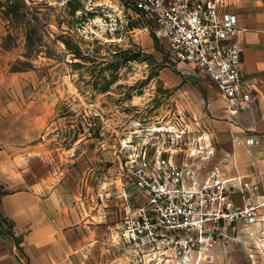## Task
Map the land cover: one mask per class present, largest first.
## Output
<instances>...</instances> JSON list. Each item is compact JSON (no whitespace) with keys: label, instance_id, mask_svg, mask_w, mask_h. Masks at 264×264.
<instances>
[{"label":"rangeland","instance_id":"374dc122","mask_svg":"<svg viewBox=\"0 0 264 264\" xmlns=\"http://www.w3.org/2000/svg\"><path fill=\"white\" fill-rule=\"evenodd\" d=\"M0 17L9 70L34 73L23 93L40 115L41 166L69 203L85 202L91 225L108 227L92 229L82 264H166L112 241L120 215L99 214L119 199L122 166L142 147L169 145L178 115L195 127L235 116L206 77L169 59L130 0H0ZM263 238H249L255 252Z\"/></svg>","mask_w":264,"mask_h":264},{"label":"built area","instance_id":"2783aa9c","mask_svg":"<svg viewBox=\"0 0 264 264\" xmlns=\"http://www.w3.org/2000/svg\"><path fill=\"white\" fill-rule=\"evenodd\" d=\"M130 2L166 40L172 62L191 66L216 87L228 116L255 99L253 85L241 73L238 16L226 8V0ZM178 116L166 128L172 133L169 145L150 151L142 147L122 166L121 223L112 241L166 264H229L227 250L222 247L218 255L215 250L240 234L252 239L264 234V214L257 213L264 202L252 203L246 195L252 185L225 173L221 165L227 157L210 164L216 150L207 125L198 121L195 127ZM238 141L248 148L257 144L254 137ZM236 194L242 197L240 205Z\"/></svg>","mask_w":264,"mask_h":264},{"label":"crops","instance_id":"0c3cea01","mask_svg":"<svg viewBox=\"0 0 264 264\" xmlns=\"http://www.w3.org/2000/svg\"><path fill=\"white\" fill-rule=\"evenodd\" d=\"M226 2V8L238 16V36L243 48L241 73L253 85L255 99L240 108L233 118L227 120L224 115L223 119L208 121L209 137L216 150L210 164L227 157L221 168L227 175L238 174L249 182L252 186L246 195L252 203L261 204L264 202V0ZM5 34L0 17V192H3L0 219H6L10 225L3 226L0 233V264H82L83 250L91 244L88 235L94 227L101 231V227L107 226L91 225L92 220L85 218L88 216L85 202L69 203L64 194L57 192L49 169L47 174L41 166L38 158L41 142L37 139L40 115L33 109L35 98H26L23 93L34 73L9 70L10 51L1 45ZM246 137H254L257 144L248 148L239 143V139ZM234 200L240 205L241 195L236 194ZM114 202L99 218L111 215V221L116 219L122 201L119 198ZM257 213L264 214V204L259 205ZM251 240L240 234L238 240L225 241L222 247L227 250L229 264H264V249L260 247L255 252Z\"/></svg>","mask_w":264,"mask_h":264},{"label":"trees","instance_id":"16d2710c","mask_svg":"<svg viewBox=\"0 0 264 264\" xmlns=\"http://www.w3.org/2000/svg\"><path fill=\"white\" fill-rule=\"evenodd\" d=\"M3 192H0V194H2ZM3 226H5L6 228H9L10 227V225H9V223L7 222V220L6 219H3V218H1L0 219V233H2L3 232ZM9 234L11 233V232H9V231H7Z\"/></svg>","mask_w":264,"mask_h":264},{"label":"bare ground","instance_id":"6f19581e","mask_svg":"<svg viewBox=\"0 0 264 264\" xmlns=\"http://www.w3.org/2000/svg\"><path fill=\"white\" fill-rule=\"evenodd\" d=\"M261 248L264 247V242L260 243Z\"/></svg>","mask_w":264,"mask_h":264}]
</instances>
